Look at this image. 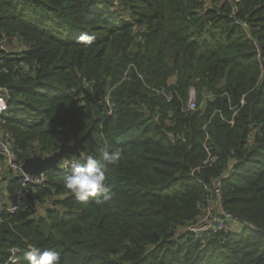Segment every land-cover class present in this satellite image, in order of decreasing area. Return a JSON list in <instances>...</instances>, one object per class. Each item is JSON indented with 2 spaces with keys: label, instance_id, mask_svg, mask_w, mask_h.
Masks as SVG:
<instances>
[{
  "label": "trees",
  "instance_id": "obj_1",
  "mask_svg": "<svg viewBox=\"0 0 264 264\" xmlns=\"http://www.w3.org/2000/svg\"><path fill=\"white\" fill-rule=\"evenodd\" d=\"M1 35L3 129L21 161L90 128L82 156L107 142L122 157L103 204L49 171L35 189L53 209L0 216V264L13 248L27 264L33 246L60 264H264V0H0ZM217 185L243 227L192 232Z\"/></svg>",
  "mask_w": 264,
  "mask_h": 264
},
{
  "label": "built area",
  "instance_id": "obj_2",
  "mask_svg": "<svg viewBox=\"0 0 264 264\" xmlns=\"http://www.w3.org/2000/svg\"><path fill=\"white\" fill-rule=\"evenodd\" d=\"M234 5V2L239 0H228ZM11 39V37H10ZM8 38L5 35L0 36V48L6 49ZM160 93L164 94L168 99L172 96L166 94L160 90ZM108 98V97H107ZM11 93L7 87L0 86V216L4 214L15 215L22 211H29L32 214L42 212L43 209H53L54 204L45 200L41 202L36 198V187L45 186L49 182L48 172L52 170L44 171L40 174H27L23 171L22 165L24 161H21L19 154L22 152L17 148L14 137L3 129L7 123V112L10 110ZM107 104L110 105L109 98ZM196 101V92L192 88L190 92V98L187 103L189 110L198 109ZM113 112L110 106L109 114ZM6 115V116H5ZM36 147L38 145H35ZM30 157L43 156L36 148L30 150ZM71 160L72 158H65ZM216 158L212 159V162ZM63 161H60V163ZM54 172L66 173L64 169L59 166ZM7 173L9 178L16 177L17 185H11L9 179L4 183H1L2 176ZM222 197V190L219 185L215 186L213 194L208 197L207 204L203 207V213L196 221V224L189 227V229L198 234H217L220 232L227 233L235 229V227L242 226L241 219L234 215L218 209V204L221 206L220 199ZM33 198V200H32ZM218 203V204H217ZM243 222V221H242ZM244 225H246L244 223ZM238 229V228H237ZM242 229V228H241ZM19 249L13 248L11 250L12 257L9 258V262L5 264H16L19 262L17 254Z\"/></svg>",
  "mask_w": 264,
  "mask_h": 264
},
{
  "label": "clouds",
  "instance_id": "obj_3",
  "mask_svg": "<svg viewBox=\"0 0 264 264\" xmlns=\"http://www.w3.org/2000/svg\"><path fill=\"white\" fill-rule=\"evenodd\" d=\"M79 41L90 45L94 36L82 34ZM122 157V151L105 142L100 149V159L93 156H81L77 159H62L59 167L66 171L63 186L73 193L81 202L94 198L96 204H103L112 199L113 192L106 185L107 165H116ZM27 264H60V253L55 249H41L30 247L25 257Z\"/></svg>",
  "mask_w": 264,
  "mask_h": 264
},
{
  "label": "water",
  "instance_id": "obj_4",
  "mask_svg": "<svg viewBox=\"0 0 264 264\" xmlns=\"http://www.w3.org/2000/svg\"><path fill=\"white\" fill-rule=\"evenodd\" d=\"M72 133L74 137L72 144L61 145L60 149L50 156L43 157L36 155L27 158L22 165L23 171L27 174H40L47 170H56L58 163L62 159L69 158L72 155L80 158L82 156L81 148L84 146V142L92 137V128L82 137H79L75 130Z\"/></svg>",
  "mask_w": 264,
  "mask_h": 264
},
{
  "label": "rangeland",
  "instance_id": "obj_5",
  "mask_svg": "<svg viewBox=\"0 0 264 264\" xmlns=\"http://www.w3.org/2000/svg\"><path fill=\"white\" fill-rule=\"evenodd\" d=\"M14 44V43H13ZM10 46L8 43H7V46H6V49L9 50L10 49Z\"/></svg>",
  "mask_w": 264,
  "mask_h": 264
},
{
  "label": "bare ground",
  "instance_id": "obj_6",
  "mask_svg": "<svg viewBox=\"0 0 264 264\" xmlns=\"http://www.w3.org/2000/svg\"><path fill=\"white\" fill-rule=\"evenodd\" d=\"M72 159H77V157L74 155V157H72ZM60 163V162H59ZM59 163H58V165H59Z\"/></svg>",
  "mask_w": 264,
  "mask_h": 264
}]
</instances>
